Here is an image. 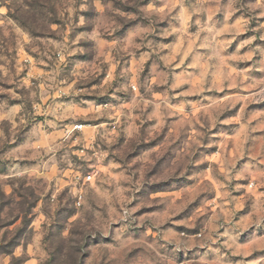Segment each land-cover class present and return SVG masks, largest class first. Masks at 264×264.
<instances>
[{"label": "rangeland", "instance_id": "rangeland-1", "mask_svg": "<svg viewBox=\"0 0 264 264\" xmlns=\"http://www.w3.org/2000/svg\"><path fill=\"white\" fill-rule=\"evenodd\" d=\"M0 264H264V0H0Z\"/></svg>", "mask_w": 264, "mask_h": 264}, {"label": "built area", "instance_id": "built-area-1", "mask_svg": "<svg viewBox=\"0 0 264 264\" xmlns=\"http://www.w3.org/2000/svg\"><path fill=\"white\" fill-rule=\"evenodd\" d=\"M78 127L80 128L82 126H78ZM92 177H93L92 174L89 173L87 176H85V181H87V182L91 181Z\"/></svg>", "mask_w": 264, "mask_h": 264}, {"label": "trees", "instance_id": "trees-1", "mask_svg": "<svg viewBox=\"0 0 264 264\" xmlns=\"http://www.w3.org/2000/svg\"><path fill=\"white\" fill-rule=\"evenodd\" d=\"M4 251H6V252H11V250L9 251V250H4ZM21 259H19V258H16V257H14L13 258V263H16V262H19Z\"/></svg>", "mask_w": 264, "mask_h": 264}]
</instances>
